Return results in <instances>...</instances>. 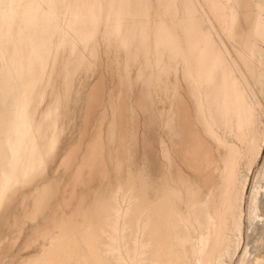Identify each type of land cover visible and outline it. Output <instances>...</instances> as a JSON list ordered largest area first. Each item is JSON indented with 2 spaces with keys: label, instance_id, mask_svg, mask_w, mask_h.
Returning a JSON list of instances; mask_svg holds the SVG:
<instances>
[{
  "label": "bare ground",
  "instance_id": "bare-ground-1",
  "mask_svg": "<svg viewBox=\"0 0 264 264\" xmlns=\"http://www.w3.org/2000/svg\"><path fill=\"white\" fill-rule=\"evenodd\" d=\"M164 1L157 0L163 10L156 16H151V12L148 10V6L150 7L149 0H48L49 5L41 6L40 10L49 12V21L55 20V29L52 33L54 40H59L63 33L64 35L67 33L66 30H73L79 20V15L83 13L91 15L93 23L111 24L118 44L124 51H127L125 54L127 66L134 58L133 50L140 46L145 40L144 36L149 31H152L153 40H151L154 44V50L163 49L166 52L160 53L159 51L158 61L163 72L170 69L173 81L171 87L169 86L171 90L168 102L164 100L165 98L157 101V163L154 167L148 165L141 167L137 191L132 188L134 193L136 192V199L132 198L137 200L135 204H137L138 212L130 215L125 224L126 242L124 243V254H121V264H172L177 254V250L173 247L176 244L183 250L185 264H243L246 260L248 261L250 256L246 243V233L248 226L258 215H256L258 210L257 194L260 193V188L263 187L260 179L264 177L262 167L260 169L262 163L257 162L258 158L264 155V50L262 49V45L264 46V18H254L255 23L253 29H251L252 36L246 37L241 33L242 24L239 21L237 0H229L232 4L228 6L224 4L225 2L222 3L224 4L222 6L219 1V3H216L214 0H185L183 8L181 10L176 8L175 11L171 8L172 0ZM25 3L26 0H16L14 6L18 9L26 8ZM40 10L38 8V14H40ZM18 21L19 19L16 18V23ZM211 32L217 33L219 38L220 43L218 44L220 47L218 46V50L214 48L215 46L209 36ZM26 41L21 45V53H6L9 58L6 64L7 73L5 76H0V164L3 168L0 175V212L13 200L14 197H11L10 191L14 186L25 185L28 180L31 182L33 178L41 175L44 171L45 167L38 168L32 173L24 174L22 180L16 181L17 171L23 167L22 159L25 160V158H22L21 152L25 150L28 138L36 136L38 139L44 140V144H40L41 149L36 155L48 163L59 143L57 130L62 129V127L57 129L58 122L53 121L50 123L49 128L45 126V130L44 124H48L44 123L47 117L44 110V101L46 100L44 88L48 83L56 85L57 77L53 75L51 68L44 65V60L42 61L40 56L29 53V45ZM2 43L4 50L10 52L12 49L10 41ZM85 48L87 47L85 46ZM155 55H158L157 52ZM243 55H246L253 63L251 81L249 80L251 78L245 76L247 73L242 71L244 67L241 68ZM88 57L91 58V56ZM49 59L51 61V58ZM91 60L93 59L91 58ZM115 60L117 58L113 59L114 62ZM90 64L92 65V63ZM117 66L116 69L119 68ZM3 67L5 68L4 65ZM1 69L3 70V68ZM240 70L245 74L243 75ZM217 72H220V76L215 79L214 76ZM94 74L96 75V72ZM130 77L131 74L128 75V79ZM213 81L214 83H212ZM211 83L217 89L215 99H211L213 101L211 103H214L216 107L213 104L212 106L221 111L218 112L219 114L222 113V119L224 117L226 119L230 118V120L231 117L235 118L237 131H245L248 134V142L254 150L253 158L250 159L251 161L243 174L237 173L235 170L240 165L237 164L236 166L239 158L237 159V156H235V143L222 141L218 137L219 134L214 138L213 143L215 145L213 144V147L217 151L220 150V152L218 155L211 156L215 163V170L211 175L206 170H198L196 163L191 158L185 159L184 157L179 159L181 165L184 166V168L181 166L183 171L178 172L180 163L175 155V144L179 143L181 147H185L188 143L187 136L191 129V106L193 102H197L199 106L201 105L200 102L206 104L205 107L201 106L205 111H207L206 107L209 110L212 107L209 103L210 94L213 93L209 90L212 86ZM131 84H133V81L130 86ZM131 91L129 94L132 93ZM108 92L106 94L109 95ZM20 97L23 100L21 106L17 108ZM56 102L58 101L56 100ZM130 111L133 110L130 109ZM55 113L57 114V112ZM130 114L133 116V113ZM110 116L109 119L112 118V114ZM132 116L131 118H133ZM114 117L112 120H114ZM15 120L20 123V126L16 129L13 128ZM257 121L259 127H257ZM130 135H132L131 132ZM129 174L127 175L128 178ZM53 180L55 179L53 178ZM53 180L49 183L52 191H54L52 189ZM124 186L122 185L121 190L126 189ZM131 186L133 185L131 184ZM47 193L45 192V195ZM105 194L107 193L105 192ZM47 199L49 198L47 197ZM37 202L35 203L39 205ZM27 212L26 216H29L27 214L30 212ZM63 213L65 212L63 211ZM121 216H123L122 213ZM201 218L204 220L203 222H201ZM53 220H55V217L51 221L54 224ZM182 222L189 224L192 228L193 240H187L188 236H186L187 239L183 240L180 237V241L174 237L176 225L182 224ZM195 224L203 225L204 232H198V227ZM187 241H189L188 244ZM258 259L255 260L257 264L260 261ZM250 262L248 261V263Z\"/></svg>",
  "mask_w": 264,
  "mask_h": 264
},
{
  "label": "rangeland",
  "instance_id": "rangeland-1",
  "mask_svg": "<svg viewBox=\"0 0 264 264\" xmlns=\"http://www.w3.org/2000/svg\"><path fill=\"white\" fill-rule=\"evenodd\" d=\"M149 1L150 7L148 6V10L151 12V16L158 15L163 10L162 6L157 0ZM172 1L171 8L173 11L176 8L181 10L185 3V0ZM214 1L216 3L220 2L222 6L224 4L226 6L232 4L229 0ZM161 2L165 1L161 0ZM223 2L225 3L222 4ZM15 4L16 0H0V67L3 68V70L0 68V76H5L7 73L6 64L9 58L6 53H21V45L27 40L29 53L40 56L42 61H45H43L44 65L51 68L53 75L57 77L56 85L48 83L44 88L46 99L44 101V110L47 116L44 123L48 124H44V127L48 126L47 128H49L51 122L57 121V129L61 127L62 129H60L61 131L57 130L59 143L48 163L36 155L41 149L40 144H44V140L38 139L36 136L28 138L26 148L22 151L23 153L21 152V156L25 160L21 158L23 167L18 169L16 181L22 180L24 174L32 173L38 168H45L41 175L33 178L32 183L28 180L25 185L14 186L10 191L11 197H14L13 200L0 212V264H121V254H124V243L126 242L125 224L130 215L138 212L137 204H135V201L137 202L135 200L136 192L134 193V191L138 186L141 167L144 165L154 167L157 163V101L165 98L164 100L168 102L171 90L169 86L171 87L173 81L170 69L163 72L158 61L160 53L166 52L163 49H159L160 53L158 50H154L152 31H149L147 33L148 36H144L145 40L140 44L139 49L133 50L134 58L127 66L125 63L127 51H124L118 44L111 24L93 23L92 16L83 13L79 15V20L73 30H66L67 33L65 35L63 33L59 40H54L52 33L55 29V20L49 21V12L40 10L41 6L49 5L48 0H26L24 4L26 8L22 9L16 8ZM237 4L239 7V21L242 24L241 33L246 37H250L252 36L251 29H253L255 23L253 21L254 18H264V0H237ZM38 8L40 14H38ZM16 18L19 19L18 23H16ZM99 28L101 29L99 30ZM209 36L215 46L214 48L218 50V46L220 47L218 43L220 42L217 33L211 32ZM4 41H10L13 50L6 52L2 43ZM262 47L264 50L263 45ZM145 51L146 53H144ZM156 52L158 55H155ZM86 54H89L88 56H91L93 60ZM243 56L241 68L244 67L242 71L247 74L242 73L241 70L240 72L243 75L245 74V76L247 75V78H251L249 79L251 81L253 63L246 55ZM49 58H51V61ZM115 58L117 60L114 62L113 59ZM116 66L119 68L116 69ZM130 66L132 67L130 68ZM88 68H91L92 71ZM95 72L96 75L94 74ZM97 72L99 73L97 74ZM219 73L215 74V79L219 78ZM130 74L131 77L133 76V80L131 77V79H128ZM128 81L130 83L133 81V84L130 86ZM212 83V86H209L211 88L209 89L210 92H213L212 95L210 94L209 103L211 106L212 104L215 106L211 102L216 97L217 89ZM82 88L84 89L82 90ZM109 88L111 89L110 91L108 90ZM130 89L133 90L131 91ZM130 91L132 93L129 94ZM107 92L109 95L106 94ZM213 95L214 97H212ZM54 99L55 101H53ZM22 100L23 98L20 97L17 108L21 106ZM80 100L82 103H80ZM200 104L199 106L197 102H193L191 106V129L187 136L188 143H186L185 147H181L179 143L175 144L177 159L179 160L180 157L191 158L196 163L198 170H206L211 175L215 170V163L211 156L214 154L218 155L220 152V150L217 151L213 147L215 145L213 143L214 138L219 134L218 137L222 141L236 144H234L236 149L235 156H237V159L239 158L236 166L237 164L240 165L235 170L237 173L243 174L254 155V150L248 142V134L245 131V133L237 131L234 117H231V120L228 118L230 122L225 117L223 120V115H221L222 113L219 114L221 111L219 109L216 110V106H212L215 108L213 110L209 105L211 107L210 110L206 107L207 111H205L201 106L205 107L206 104L201 102ZM55 107L58 108L56 109ZM130 109L134 112L130 111ZM53 111L54 114L52 113ZM130 113H133V116ZM111 114L112 118L109 119ZM200 115H202L201 118ZM70 117H73V119L71 120ZM113 117L114 120H112ZM155 122L157 124H152ZM19 126V121L15 120L13 128L16 129ZM257 127H259L258 121ZM130 132L132 135H130ZM234 133L236 134L234 135ZM108 134L111 135L109 136ZM63 135L65 138L62 137ZM259 161L262 163L260 169L262 167L261 170L264 171V155L258 158L257 162ZM179 165L178 172L183 171L182 167L184 168V166L181 163ZM0 166L1 169L2 164ZM2 171L3 168L0 170V175ZM128 174L129 178L127 177ZM132 175L136 178L132 180L135 183L129 180L134 179ZM263 178L260 179L263 187H261L262 189L260 188L261 191L257 194L258 210L256 215H258L248 226L246 233V243L250 253L248 261L250 262L251 260V262L248 263L246 260L243 264H255L257 258L260 260L258 264H264ZM51 180L54 183H52L54 191L49 186V183L52 182ZM124 181H126L124 184H128V186H124L122 183ZM117 183L119 184L117 185ZM120 184L126 189L121 190L122 185ZM46 185L48 186L45 188ZM22 186L24 187L22 188ZM110 190L113 191L111 192ZM51 191L55 192V194H51ZM45 192H48V196L47 194L45 195ZM36 193L37 196L35 197ZM93 195H95L94 198ZM43 196L45 197L44 199L42 198ZM101 198L103 199L102 201ZM34 201H38L39 205L43 204L39 206ZM48 203L49 205H47ZM62 209L65 213H63ZM26 212L28 213L27 215L33 217L26 216ZM121 213L123 216H121ZM54 217L53 224L51 221ZM203 221L201 218V222ZM195 225L198 227V232H204L205 228H203V225ZM183 227L186 230L183 229V231ZM8 229L14 233H11ZM176 233L174 237L178 238L179 241L180 237L182 240L187 239L186 236H188L187 240H191L192 237L194 239V235L191 234L192 228L189 224L183 222L182 224H177ZM188 242L186 243L188 244ZM175 246L173 247L177 250V254L172 264H185L182 248ZM121 248L122 250H120Z\"/></svg>",
  "mask_w": 264,
  "mask_h": 264
}]
</instances>
